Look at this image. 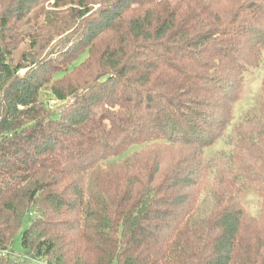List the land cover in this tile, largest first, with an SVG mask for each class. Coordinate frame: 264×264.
<instances>
[{"label":"trees","instance_id":"16d2710c","mask_svg":"<svg viewBox=\"0 0 264 264\" xmlns=\"http://www.w3.org/2000/svg\"><path fill=\"white\" fill-rule=\"evenodd\" d=\"M48 1L0 12V264H264V0Z\"/></svg>","mask_w":264,"mask_h":264},{"label":"rangeland","instance_id":"374dc122","mask_svg":"<svg viewBox=\"0 0 264 264\" xmlns=\"http://www.w3.org/2000/svg\"><path fill=\"white\" fill-rule=\"evenodd\" d=\"M53 2L52 0H49ZM48 1V2H49ZM9 0H0V12L3 9L4 3L5 6ZM51 3H48L47 6L50 7ZM60 13L71 10L69 6H64L63 8H56ZM41 99L50 104L52 109L60 107L63 103L60 100H57L54 95L51 93L49 88H46L41 93ZM264 52L262 60L258 67H255L247 73L244 81V89L240 99L237 101L234 111V116H236L237 122L239 119L245 117L250 113V115L260 116L262 115L264 106ZM223 148L228 149L227 140L219 141L215 147L206 151L208 155L215 154L216 151L222 150ZM136 149L135 147L130 148L128 152ZM126 152V153H128ZM124 154L127 155V154ZM123 156V155H122ZM120 156V157H122ZM242 203L245 207L250 210L253 214H258L261 208V200L259 196L253 190H247L242 194ZM29 222H24L22 230L16 235L13 241L12 250L6 252L3 255H12L14 257H23V247H22V232L25 228L28 227ZM112 264H119L118 262H113Z\"/></svg>","mask_w":264,"mask_h":264}]
</instances>
